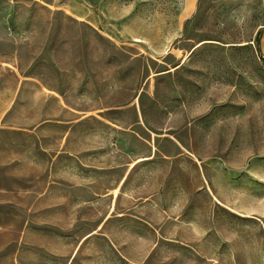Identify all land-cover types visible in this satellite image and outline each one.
<instances>
[{
	"label": "rangeland",
	"instance_id": "rangeland-1",
	"mask_svg": "<svg viewBox=\"0 0 264 264\" xmlns=\"http://www.w3.org/2000/svg\"><path fill=\"white\" fill-rule=\"evenodd\" d=\"M263 31L264 0H0V264L55 263L21 242L13 172L60 146L88 167L171 170L152 204L183 210L189 246L162 226L152 258L264 264Z\"/></svg>",
	"mask_w": 264,
	"mask_h": 264
},
{
	"label": "crops",
	"instance_id": "crops-1",
	"mask_svg": "<svg viewBox=\"0 0 264 264\" xmlns=\"http://www.w3.org/2000/svg\"><path fill=\"white\" fill-rule=\"evenodd\" d=\"M259 48L264 60V31ZM39 149L46 154L51 148L45 145ZM61 153L60 146L59 151L47 156L50 158L44 155L42 167L13 172L28 185L23 190L22 214L29 219L22 224V243L43 248L47 255L56 258L54 264H153L162 261L175 264L172 257H151V251L162 243L155 236L162 226L167 244L189 246L188 242L177 239L178 233L190 222L183 210L172 215L153 205L152 195L159 184L173 179L171 170L160 173L161 182L153 170L144 177L146 164L152 167L157 163L148 158L139 157L129 164L110 160L103 167L90 168L79 163L76 148H70L66 159ZM146 160L149 162L143 165L141 162ZM31 185L40 186L39 192L30 195ZM179 190L182 197L187 198L184 189ZM9 191L0 187V194ZM156 213L161 215L162 224L154 219ZM206 259L209 258H200L202 262ZM209 260H212L210 264H216V259Z\"/></svg>",
	"mask_w": 264,
	"mask_h": 264
}]
</instances>
